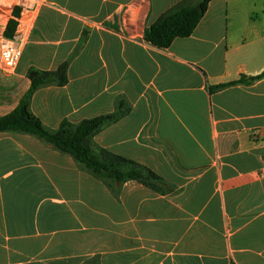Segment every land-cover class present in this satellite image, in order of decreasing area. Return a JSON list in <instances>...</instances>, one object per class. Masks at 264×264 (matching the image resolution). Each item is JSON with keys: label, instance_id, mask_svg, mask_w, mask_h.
Wrapping results in <instances>:
<instances>
[{"label": "crops", "instance_id": "crops-1", "mask_svg": "<svg viewBox=\"0 0 264 264\" xmlns=\"http://www.w3.org/2000/svg\"><path fill=\"white\" fill-rule=\"evenodd\" d=\"M43 1L17 70H0V117L29 90L30 68L70 60L68 84L39 89L32 112L57 130L125 97L130 113L96 145L174 192L129 181L101 207V181L72 157L0 133V264H264V78L211 91L264 73V0L212 1L167 49L145 30L182 0ZM12 12L0 6V37Z\"/></svg>", "mask_w": 264, "mask_h": 264}, {"label": "trees", "instance_id": "trees-1", "mask_svg": "<svg viewBox=\"0 0 264 264\" xmlns=\"http://www.w3.org/2000/svg\"><path fill=\"white\" fill-rule=\"evenodd\" d=\"M212 1L214 0H182L145 30L144 41L154 47L167 49L176 39L189 38L204 18ZM19 13L20 10L16 9L14 17H18ZM16 24L15 20H10L5 36H13ZM85 42L86 38H83L75 50V55ZM69 66L70 60H67L54 71L30 68L27 77L31 86L19 105L10 114L0 117V133L28 134L41 139L56 151L72 157L81 170L105 183L112 192L121 190L129 181H136L162 195L173 193L174 189L150 168L96 145L95 137L106 126L116 123L130 113L131 109L125 97L118 99L117 109L113 113L85 119L77 124L64 120L57 130L48 129L32 112L31 102L39 89L50 85L63 87L68 84ZM262 78L264 73L211 87V91L222 90L235 84H250Z\"/></svg>", "mask_w": 264, "mask_h": 264}, {"label": "built area", "instance_id": "built-area-1", "mask_svg": "<svg viewBox=\"0 0 264 264\" xmlns=\"http://www.w3.org/2000/svg\"><path fill=\"white\" fill-rule=\"evenodd\" d=\"M43 0H0V6H7L14 11L20 10L19 16L14 17L16 28L12 37H0V70L6 74L14 73L22 59L24 48L33 31ZM6 31V30H5Z\"/></svg>", "mask_w": 264, "mask_h": 264}, {"label": "rangeland", "instance_id": "rangeland-1", "mask_svg": "<svg viewBox=\"0 0 264 264\" xmlns=\"http://www.w3.org/2000/svg\"><path fill=\"white\" fill-rule=\"evenodd\" d=\"M86 176H87V178L90 179V176L89 175H86ZM92 182H93L94 191L100 193V196L98 197V199H99V203H98L99 206L105 207V208L107 207L108 208L110 206L111 201H112V199L110 198L109 192L107 190L109 188L103 182L102 183L101 182L99 183L96 180H92ZM109 190H111V189H109ZM119 192H121V191L119 190V191L113 192V193L114 194H118ZM105 211L108 212L109 210L106 209ZM23 260L26 262L29 259H27V257L24 256L23 257Z\"/></svg>", "mask_w": 264, "mask_h": 264}]
</instances>
